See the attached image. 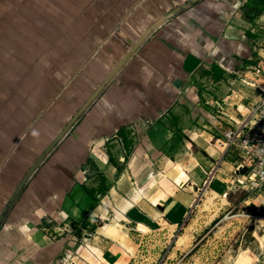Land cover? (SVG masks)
I'll return each mask as SVG.
<instances>
[{"label": "crops", "instance_id": "crops-1", "mask_svg": "<svg viewBox=\"0 0 264 264\" xmlns=\"http://www.w3.org/2000/svg\"><path fill=\"white\" fill-rule=\"evenodd\" d=\"M187 1H0V264H57L64 253L133 264L126 235L100 231L105 216L179 226L218 162L213 179L235 171L225 133L257 96L240 79L264 82V0H200L149 36L10 201L35 161L10 178L30 138L54 123L51 142L140 35ZM183 151L210 159L192 157L191 169ZM259 198L241 202L264 219Z\"/></svg>", "mask_w": 264, "mask_h": 264}, {"label": "rangeland", "instance_id": "rangeland-1", "mask_svg": "<svg viewBox=\"0 0 264 264\" xmlns=\"http://www.w3.org/2000/svg\"><path fill=\"white\" fill-rule=\"evenodd\" d=\"M6 17L5 14L2 15V18ZM240 86L243 87L242 84ZM53 126L54 123H51L45 127L37 140L30 138L28 159L19 158L13 163L10 178L17 180L49 144ZM230 153L239 158L238 151ZM206 154L199 152L196 155L183 151L179 158L190 159L193 169L195 161L192 157L209 160L210 155ZM23 156L27 158L26 155ZM193 175L199 177L200 172L194 171ZM236 178L234 171L229 170L222 178L216 176L208 184L206 179L202 180L199 185L202 191L192 210L179 226H170L165 221H154L147 222V225L140 226L141 230H137L135 224L122 225L121 215H107L104 221L108 223H104L100 231L108 235L104 233L103 227L110 226L117 228V233L120 230V235L124 233L128 239L126 248L134 255L133 264H259L264 258V219L249 216L256 215L250 212L252 205H243L241 202L249 192L244 188L232 189ZM15 187L14 184L11 190L14 191ZM263 200L259 198L255 203L264 204ZM98 204L102 202L99 201ZM251 227L255 229L257 241H252L254 233L248 234ZM77 235L92 237L84 230ZM183 236L186 238H182V243L180 240ZM71 256L68 257V253H64L57 264H80L76 260L74 262Z\"/></svg>", "mask_w": 264, "mask_h": 264}, {"label": "built area", "instance_id": "built-area-1", "mask_svg": "<svg viewBox=\"0 0 264 264\" xmlns=\"http://www.w3.org/2000/svg\"><path fill=\"white\" fill-rule=\"evenodd\" d=\"M249 0H245L248 2ZM243 83L254 88L256 97L250 105L242 111L241 117L235 121V127L226 131L227 151H238L239 160L234 173L241 167H246L245 175L236 174L233 190L244 188L248 190L247 199H264V82H248L242 79ZM220 108V104H217ZM210 172L206 184L210 183L215 175V169ZM88 179L86 178V181ZM101 197L100 194H98ZM255 218V214L249 215ZM70 257V255H68Z\"/></svg>", "mask_w": 264, "mask_h": 264}, {"label": "water", "instance_id": "water-1", "mask_svg": "<svg viewBox=\"0 0 264 264\" xmlns=\"http://www.w3.org/2000/svg\"><path fill=\"white\" fill-rule=\"evenodd\" d=\"M200 0H189L181 5L175 7L174 9L165 13L162 17L157 19L154 23H152L135 41L132 47L125 53L122 59L115 65V67L110 71L108 76L100 83V85L93 91V93L88 97V99L83 103V105L77 110V112L71 117V119L67 122V124L59 131V133L51 140V142L44 148V150L37 156L35 161L31 164L25 174L22 176L18 184L16 185L10 201H15L17 197L22 192L24 186L29 181V179L36 173L39 167L43 164L46 158L55 150V148L65 139V137L69 134L72 128L78 123V121L82 118V116L87 112V110L91 107V105L99 98V96L103 93L105 88L111 83L112 79L120 72V70L124 67V65L129 61V59L133 56V54L138 51V49L143 45V43L149 38V36L160 27L165 21L180 13L182 10L190 7L193 3H196ZM243 10L249 13L252 12V8L250 6H244ZM247 172L246 167H241L237 170V174L242 176ZM193 193L198 191V187H188ZM11 204V203H10ZM255 231L254 227H251L248 231V234H253ZM257 241V237L252 235V241ZM264 264V258L261 263Z\"/></svg>", "mask_w": 264, "mask_h": 264}, {"label": "trees", "instance_id": "trees-1", "mask_svg": "<svg viewBox=\"0 0 264 264\" xmlns=\"http://www.w3.org/2000/svg\"><path fill=\"white\" fill-rule=\"evenodd\" d=\"M217 70V69H216ZM218 71V70H217ZM216 74H217V77L219 78L220 77V75H221V73H218V72H216ZM125 139H126V141H127V144L129 143V139H128V137L127 136H125ZM106 189H107V187L106 186H103V187H101V188H99L98 190H96V189H91V190H89V192L91 193V195L92 196H94V197H96V193H97V191H101V192H104V191H106ZM247 197V196H246ZM246 197H244V198H246ZM243 198V199H244Z\"/></svg>", "mask_w": 264, "mask_h": 264}, {"label": "bare ground", "instance_id": "bare-ground-1", "mask_svg": "<svg viewBox=\"0 0 264 264\" xmlns=\"http://www.w3.org/2000/svg\"><path fill=\"white\" fill-rule=\"evenodd\" d=\"M105 228H106V226L103 227V229H105ZM106 233L107 234L117 233V228L108 226L107 229H106ZM182 238L185 239V236L184 237H181V240H180L183 243L184 240H182Z\"/></svg>", "mask_w": 264, "mask_h": 264}]
</instances>
